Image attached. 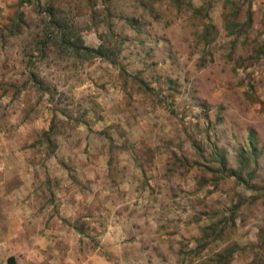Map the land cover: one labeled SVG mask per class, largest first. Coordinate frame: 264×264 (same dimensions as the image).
I'll return each instance as SVG.
<instances>
[{
    "label": "rangeland",
    "instance_id": "rangeland-1",
    "mask_svg": "<svg viewBox=\"0 0 264 264\" xmlns=\"http://www.w3.org/2000/svg\"><path fill=\"white\" fill-rule=\"evenodd\" d=\"M30 122L57 177H136L129 264H264V0H0V140Z\"/></svg>",
    "mask_w": 264,
    "mask_h": 264
},
{
    "label": "crops",
    "instance_id": "crops-1",
    "mask_svg": "<svg viewBox=\"0 0 264 264\" xmlns=\"http://www.w3.org/2000/svg\"><path fill=\"white\" fill-rule=\"evenodd\" d=\"M22 128L30 130L25 147L0 140V264L133 262L145 236L126 213L129 199L143 206L136 177L123 173L115 180L105 152L96 161L86 155L92 169L86 181L57 177L49 169L61 162L57 151L44 157L42 144L32 141L31 130L46 128L35 122ZM155 191L146 192L144 202H152Z\"/></svg>",
    "mask_w": 264,
    "mask_h": 264
},
{
    "label": "trees",
    "instance_id": "trees-1",
    "mask_svg": "<svg viewBox=\"0 0 264 264\" xmlns=\"http://www.w3.org/2000/svg\"><path fill=\"white\" fill-rule=\"evenodd\" d=\"M61 39H62V42L68 44V41L64 37H61ZM74 49H76V48H74ZM82 50L84 52H86V53H93V54L99 55V53L96 50H93V49H90V48H87V47H82ZM99 56H103V55H99Z\"/></svg>",
    "mask_w": 264,
    "mask_h": 264
}]
</instances>
